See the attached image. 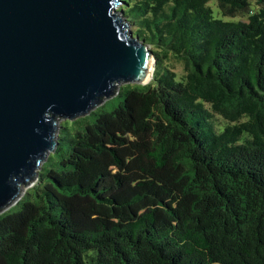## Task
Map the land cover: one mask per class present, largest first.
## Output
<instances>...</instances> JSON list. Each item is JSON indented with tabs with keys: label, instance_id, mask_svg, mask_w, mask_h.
Listing matches in <instances>:
<instances>
[{
	"label": "trees",
	"instance_id": "16d2710c",
	"mask_svg": "<svg viewBox=\"0 0 264 264\" xmlns=\"http://www.w3.org/2000/svg\"><path fill=\"white\" fill-rule=\"evenodd\" d=\"M122 1L153 76L61 124L0 264H264V0Z\"/></svg>",
	"mask_w": 264,
	"mask_h": 264
},
{
	"label": "water",
	"instance_id": "95a60500",
	"mask_svg": "<svg viewBox=\"0 0 264 264\" xmlns=\"http://www.w3.org/2000/svg\"><path fill=\"white\" fill-rule=\"evenodd\" d=\"M123 4L0 0V213L54 150L59 119L89 114L150 68L152 78L154 53L133 34Z\"/></svg>",
	"mask_w": 264,
	"mask_h": 264
},
{
	"label": "rangeland",
	"instance_id": "374dc122",
	"mask_svg": "<svg viewBox=\"0 0 264 264\" xmlns=\"http://www.w3.org/2000/svg\"><path fill=\"white\" fill-rule=\"evenodd\" d=\"M210 5H211V7L213 8V10H214V14H215V16L216 17H220V18H223V19H230V17H227V16H224L222 13H221V11H220V9H219V7H218V5H217V0H210ZM119 9V8H118ZM241 18H243V19H246V18H244V17H241ZM149 47H151V46H149ZM155 57V56H154ZM155 60H156V58H155ZM155 63L156 62H154L153 63V72H154V69H155ZM167 65L170 67V68H172L174 71H176V72H178L180 75H182L183 74V72H184V70H183V64L178 60V59H176L175 57H170L169 59H168V61H167ZM151 79V78H150ZM149 81V80H148ZM124 84H126V83H121V84H119V88L122 86V85H124ZM130 84H134V83H130ZM118 91H119V89H118ZM117 91V92H118ZM124 99V95H118L117 93L116 94H114L113 96H111V97H108V98H106L101 104H100V110H109V109H112V108H114L116 105H118L122 100ZM76 119V118H75ZM66 120H74V119H66V118H61V119H59V121H58V124H59V134H60V130H61V124H64V122L66 121ZM216 123H217V125L218 126H224V125H226V120L223 118V117H221L220 115H216ZM70 124V123H69ZM45 162V161H44ZM50 163V161H47L46 160V166L48 165ZM38 171H42V167L40 166L39 168H38ZM38 180V175L35 177V180L33 181V183L32 184H30L29 186H27V187H25L26 189H25V192H26V190L29 188L30 189V187L31 186H33V184L34 183H36V181ZM24 192V193H25ZM24 195V194H23ZM15 209H18V207H15Z\"/></svg>",
	"mask_w": 264,
	"mask_h": 264
},
{
	"label": "bare ground",
	"instance_id": "6f19581e",
	"mask_svg": "<svg viewBox=\"0 0 264 264\" xmlns=\"http://www.w3.org/2000/svg\"><path fill=\"white\" fill-rule=\"evenodd\" d=\"M151 70H152V68H150L147 76L140 83H145V82H148V80H150V78H151Z\"/></svg>",
	"mask_w": 264,
	"mask_h": 264
},
{
	"label": "built area",
	"instance_id": "2783aa9c",
	"mask_svg": "<svg viewBox=\"0 0 264 264\" xmlns=\"http://www.w3.org/2000/svg\"><path fill=\"white\" fill-rule=\"evenodd\" d=\"M117 8H119V6H117Z\"/></svg>",
	"mask_w": 264,
	"mask_h": 264
}]
</instances>
